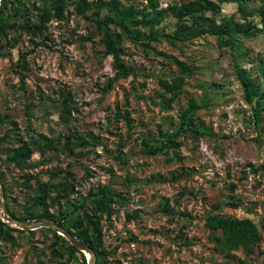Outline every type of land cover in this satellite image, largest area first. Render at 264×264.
Returning <instances> with one entry per match:
<instances>
[{
    "label": "rangeland",
    "instance_id": "374dc122",
    "mask_svg": "<svg viewBox=\"0 0 264 264\" xmlns=\"http://www.w3.org/2000/svg\"><path fill=\"white\" fill-rule=\"evenodd\" d=\"M20 1L28 11L16 13L10 4L8 22L23 17L36 21L38 8L55 12L57 5L55 0ZM76 1L68 0L62 19L45 22L35 42L20 31L0 42V116L5 117L0 138L9 133L7 140H0V171L5 178L0 217L2 200L17 218L27 207L35 213L41 210L33 204L34 190L24 185L28 173L34 177L33 185L38 179L52 185V196H60L54 203L47 200L57 214L68 215L82 201L90 208V190L110 185L115 191L113 211L101 220L104 264H264V0H246L247 17L236 1L213 0L220 10L204 13L209 22L231 16L250 27L252 34L239 28L231 36L205 34L189 40L172 37L177 18L170 7L193 0H157L162 22L152 32L140 27L143 37L125 38L122 44L125 62L138 74L118 78L108 90L104 87L116 69L112 55L104 54L103 34L94 20L96 8L80 13ZM119 1L155 12L148 0ZM14 37L19 41L13 47ZM25 51L23 69L19 62ZM177 59L192 66L193 72H183ZM239 71L259 86L252 102L245 97ZM160 79L183 80L174 100ZM62 90H71L74 97L69 121L63 120V105L57 100ZM190 98L199 105L196 124L212 134L195 139L184 132L178 136L179 147L151 154L143 141L162 145L168 132L180 128ZM75 131L81 138L73 150L64 147ZM40 133L59 141L65 150L42 155L35 149L29 160L32 167L4 161L5 147ZM68 172L75 191L66 196ZM165 202L186 214H167ZM214 214L243 225L253 222L261 237L253 252L240 248L229 254L221 248L215 240L222 238L221 230L206 225L208 215ZM8 224L18 228L12 231L16 242L0 235V264H88L89 256L77 246L80 251L70 256L71 241L52 227Z\"/></svg>",
    "mask_w": 264,
    "mask_h": 264
},
{
    "label": "trees",
    "instance_id": "16d2710c",
    "mask_svg": "<svg viewBox=\"0 0 264 264\" xmlns=\"http://www.w3.org/2000/svg\"><path fill=\"white\" fill-rule=\"evenodd\" d=\"M57 5L54 6L55 12L50 9H40L38 13V19L36 21L30 18H21L20 21L8 22L7 10L10 4H14V10L16 13L23 14L24 11H28V8H22L20 6V0H1L0 6V42L7 39V35L13 31H20L21 33H27L32 36L31 41L35 42L34 36L43 33L45 29V22L50 21L53 18L62 19L68 0H55ZM150 7L155 12H146L145 9L139 8L133 4L123 6L119 0H77L75 2L76 8L80 13H85L87 10L96 8L95 11V23L99 31L103 34L102 42L104 43V54L112 55L113 65L116 69V73L108 80V83L104 87L105 90L113 87L114 82L120 77H127L130 75H137L138 71L133 65L127 64L123 58V41L125 38L131 40H138L143 37V32L140 27H148L151 32L159 25L164 19V15L161 9H158L157 0H148ZM222 2L236 1L239 3V9L243 12V16L247 17V13L250 12L245 5L246 0H221ZM173 14L177 18L176 29L172 35L177 40H189L201 35H224L231 36L239 28L244 29L247 34H252L250 27H245L244 24L236 22L231 16H225L220 22H209V18L204 14L206 11H212L216 13L220 10V5L213 0H193L184 3L182 6H171ZM261 12L264 17V5L261 8ZM248 26H251L248 24ZM246 28V29H245ZM264 28V20H263ZM14 43L11 45L14 47L19 41L18 37H14ZM9 42V41H7ZM38 44V43H36ZM27 51L21 53V59L19 66L23 69L26 67V55ZM181 70L185 73L191 74L193 72L192 66L180 59L176 60ZM21 74L22 80L24 74ZM239 78L243 84L245 97L247 101L252 102L258 95L259 86L253 81L251 77L245 74L244 71L238 72ZM161 85L166 91L171 93L170 100H174L178 91L183 88V80H174L168 82L167 80L160 79ZM63 105L61 116L63 120L69 121L72 115L74 106V97L71 90H62L60 96L57 99ZM199 108V105L194 98H190L187 108L181 113V125L175 132H168L165 141L162 145H153L147 141H143L145 147L150 148L151 154H157L164 150H171L181 145V141L178 140V136L181 133H189L193 138L198 139L201 136L212 134L207 129L200 127L196 124L195 112ZM126 120L130 123L131 119L128 113L125 115ZM0 122H5V117L0 116ZM9 137V133H5L0 140L5 141ZM81 138L80 134L75 131L70 134V137L65 141L64 147L72 149L75 147V140ZM85 139L81 140V144H85ZM61 146V143L54 138H51L45 134H38L36 137L30 140H22L19 145L5 147L2 152L5 155L4 161L6 163H12L16 167L26 168L32 167L33 164L29 163L35 149L39 150L42 155H45L48 150L64 151L65 148ZM123 149L122 143L118 149L117 157L122 158ZM1 160V157H0ZM252 170L256 171L252 163H249ZM68 172V183L65 185V195L69 196L75 191V185ZM0 177L5 184L4 173L0 171ZM24 181V185L33 189L35 194L33 196L34 206L42 207L38 213L30 211V208H26V214L19 217L20 219H30L34 217H44L50 220H56L61 225L66 227L74 236L88 242L90 247L96 254V264L105 263L106 250L104 248V236L103 226L101 223L102 217L106 214L110 216L113 211L112 202L115 195L114 189L110 185H103L97 189H91L89 192L92 206L89 208L85 201L80 204H75L74 208L68 215L57 214L50 211L47 204V200L50 199L51 203L60 200L59 195L52 196V185L40 183L36 179V184L33 185L30 180L33 177L28 173ZM81 209V212H77ZM9 210V209H8ZM164 211L167 214H186L185 212H176L172 209L167 202L164 205ZM10 212V210H9ZM136 215V213H134ZM13 217H16L12 213ZM206 225L212 230H221L223 236L216 237L217 243L227 251L229 254H234L232 251L242 248L245 253L250 254L253 252L255 245L260 241V233L256 225L248 221L243 225L242 221L231 217H225L221 214L208 215L206 219ZM18 230V228L10 226L7 222L3 221L0 217V235L6 240L13 243L16 242L12 231ZM59 238L64 239L57 232H54ZM68 250L70 256L74 255L76 251H80L75 245L68 244ZM57 250V249H56ZM86 261V258H85Z\"/></svg>",
    "mask_w": 264,
    "mask_h": 264
},
{
    "label": "water",
    "instance_id": "95a60500",
    "mask_svg": "<svg viewBox=\"0 0 264 264\" xmlns=\"http://www.w3.org/2000/svg\"><path fill=\"white\" fill-rule=\"evenodd\" d=\"M0 2H1V0H0ZM0 186H1V192H2V194H4L3 181L1 179V177H0ZM1 205H2V214H3L2 217H3L5 222L16 224L17 226L29 225V227H33V226L52 227L57 232H60L62 235L66 236L71 241V243L73 245L79 247L85 253H86V251L90 252L91 253V259H88V264H96V254H95L94 250L90 247L89 243L77 238L76 236H74L66 227L61 225L58 221L45 219V218H43L41 220H27L26 221L25 219L13 217L9 213L4 200H2Z\"/></svg>",
    "mask_w": 264,
    "mask_h": 264
},
{
    "label": "bare ground",
    "instance_id": "6f19581e",
    "mask_svg": "<svg viewBox=\"0 0 264 264\" xmlns=\"http://www.w3.org/2000/svg\"><path fill=\"white\" fill-rule=\"evenodd\" d=\"M86 254L89 256V259H91V253L86 251Z\"/></svg>",
    "mask_w": 264,
    "mask_h": 264
}]
</instances>
